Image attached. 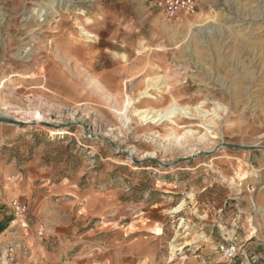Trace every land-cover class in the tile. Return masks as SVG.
<instances>
[{
    "label": "rangeland",
    "instance_id": "374dc122",
    "mask_svg": "<svg viewBox=\"0 0 264 264\" xmlns=\"http://www.w3.org/2000/svg\"><path fill=\"white\" fill-rule=\"evenodd\" d=\"M197 1L0 0V264H264V0Z\"/></svg>",
    "mask_w": 264,
    "mask_h": 264
},
{
    "label": "built area",
    "instance_id": "2783aa9c",
    "mask_svg": "<svg viewBox=\"0 0 264 264\" xmlns=\"http://www.w3.org/2000/svg\"><path fill=\"white\" fill-rule=\"evenodd\" d=\"M158 10L165 17V20L173 25L181 27L193 26V18L198 12L197 0H158ZM246 192L250 195L255 192L252 184L245 187ZM13 217L15 222L24 219L28 213V205L20 200L12 202ZM243 246L236 243L220 244L219 253L229 262H234L242 253Z\"/></svg>",
    "mask_w": 264,
    "mask_h": 264
},
{
    "label": "bare ground",
    "instance_id": "6f19581e",
    "mask_svg": "<svg viewBox=\"0 0 264 264\" xmlns=\"http://www.w3.org/2000/svg\"><path fill=\"white\" fill-rule=\"evenodd\" d=\"M91 36H92V34H90ZM89 35V36H90ZM155 84V83H154ZM150 87H154V86H150ZM149 87V88H150ZM153 89V88H152ZM147 95V94H146ZM131 105V104H130ZM178 110V109H177ZM180 110V109H179ZM35 113V112H34ZM38 112L36 111V115H38L37 114ZM174 113H176L175 112V110L174 109H172V108H170V110H168V111H165V115H164V117H169L170 115H172V114H174ZM32 114V112L30 111V113H28V115H31ZM143 114V116L140 118V119H142V120H144L145 122H148V121H150V120H153V122L152 123H158V122H160L163 118L161 117L162 116V114L163 113H161V114H156L155 113V115L154 116H150V114H145V113H142ZM177 114V113H176ZM34 115V114H33ZM175 116V115H174ZM206 116V115H205ZM24 117V116H23ZM35 117V116H34ZM205 118V117H204ZM16 122V121H15ZM15 122H13V123H15ZM16 123H18V122H16ZM183 207V205H181L180 207H178L177 209H176V211L177 212H180L181 211V208Z\"/></svg>",
    "mask_w": 264,
    "mask_h": 264
},
{
    "label": "water",
    "instance_id": "95a60500",
    "mask_svg": "<svg viewBox=\"0 0 264 264\" xmlns=\"http://www.w3.org/2000/svg\"><path fill=\"white\" fill-rule=\"evenodd\" d=\"M0 123H3V124H8V125H12V126H15V125H18V126H21V127H25V125L21 124V123H13L12 121L10 120H7L5 118H0ZM229 147V146H228ZM235 148H239L241 150H246V151H254V150H263L264 151V148H261V147H257V146H248V147H235Z\"/></svg>",
    "mask_w": 264,
    "mask_h": 264
},
{
    "label": "crops",
    "instance_id": "0c3cea01",
    "mask_svg": "<svg viewBox=\"0 0 264 264\" xmlns=\"http://www.w3.org/2000/svg\"><path fill=\"white\" fill-rule=\"evenodd\" d=\"M262 161L264 162V156L262 155ZM226 240V239H225ZM229 241L231 240V238L228 239ZM228 242V241H226ZM230 243H233V241H231Z\"/></svg>",
    "mask_w": 264,
    "mask_h": 264
},
{
    "label": "trees",
    "instance_id": "16d2710c",
    "mask_svg": "<svg viewBox=\"0 0 264 264\" xmlns=\"http://www.w3.org/2000/svg\"><path fill=\"white\" fill-rule=\"evenodd\" d=\"M4 228H5L4 226H3V227H2V226H0V232H1V231H3V229H4Z\"/></svg>",
    "mask_w": 264,
    "mask_h": 264
}]
</instances>
